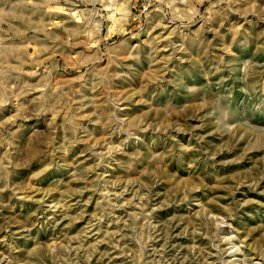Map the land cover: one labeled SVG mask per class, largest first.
<instances>
[{"label":"rangeland","instance_id":"rangeland-1","mask_svg":"<svg viewBox=\"0 0 264 264\" xmlns=\"http://www.w3.org/2000/svg\"><path fill=\"white\" fill-rule=\"evenodd\" d=\"M0 264H264V0H0Z\"/></svg>","mask_w":264,"mask_h":264}]
</instances>
